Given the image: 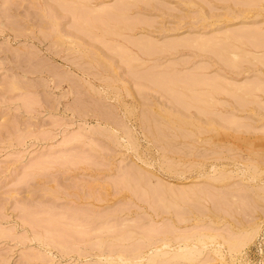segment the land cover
I'll return each instance as SVG.
<instances>
[{
	"label": "rangeland",
	"instance_id": "374dc122",
	"mask_svg": "<svg viewBox=\"0 0 264 264\" xmlns=\"http://www.w3.org/2000/svg\"><path fill=\"white\" fill-rule=\"evenodd\" d=\"M0 264H264V0H0Z\"/></svg>",
	"mask_w": 264,
	"mask_h": 264
},
{
	"label": "bare ground",
	"instance_id": "6f19581e",
	"mask_svg": "<svg viewBox=\"0 0 264 264\" xmlns=\"http://www.w3.org/2000/svg\"><path fill=\"white\" fill-rule=\"evenodd\" d=\"M60 44H61V42H60ZM160 52H161V51H160ZM239 73H240V72H239ZM238 88H239V87H238ZM189 125H190V124H189ZM189 125H188V126H189ZM260 159H261V158H260ZM260 174H261V173H260ZM225 180H227V179H225L224 177H221V178L219 177V178H217V181H218L219 183H223ZM205 238H206V237H205ZM213 238H214V237H213ZM208 239H209V237H208ZM210 239H212V238H210ZM204 240H206V239H203V240L201 239L199 243H201V244L204 243V244H205V242H203ZM197 241H199V239H198ZM213 241H214V240H213ZM227 241H228V240H227ZM239 241H240V240H239ZM231 242H232V244H233L235 241H231ZM236 242H237V241H236ZM197 243H198V242H197ZM240 243H241V244L239 245V247L236 246L237 244H239L238 242L235 244L236 247L234 246V244H233V246H232V244H231V246H232V248L235 247V248L237 249V247L240 248V246L243 244V242H240ZM229 245H230V244H229ZM229 247H230V246H229ZM229 247H228V249H229ZM232 248H231V249H232ZM235 248H233V249L236 250ZM231 249H230V250H231ZM190 250H191V249H188V251H187L188 254H186V255L184 254V257L187 256V255H191L192 253H194L193 250H192V253L189 254V251H190ZM231 251H232V250H231ZM233 252H234V251H233ZM185 253H186V252H185ZM180 255H181V256H180ZM180 255H179L180 257H183V256H182V255H183L182 253H181ZM192 255H193V254H192ZM179 256H178V257H179ZM120 257H121V256H120ZM184 257H183V258H184ZM191 257H192V256H191ZM185 258H187V257H185ZM187 259H192V258H189V256H188Z\"/></svg>",
	"mask_w": 264,
	"mask_h": 264
}]
</instances>
